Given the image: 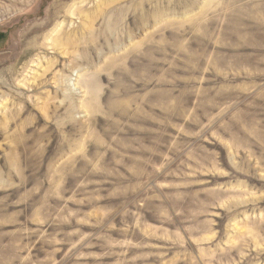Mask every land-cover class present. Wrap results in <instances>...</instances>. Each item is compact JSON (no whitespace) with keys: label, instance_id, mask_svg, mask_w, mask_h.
<instances>
[{"label":"rangeland","instance_id":"1","mask_svg":"<svg viewBox=\"0 0 264 264\" xmlns=\"http://www.w3.org/2000/svg\"><path fill=\"white\" fill-rule=\"evenodd\" d=\"M0 264H264V0H0Z\"/></svg>","mask_w":264,"mask_h":264},{"label":"bare ground","instance_id":"2","mask_svg":"<svg viewBox=\"0 0 264 264\" xmlns=\"http://www.w3.org/2000/svg\"><path fill=\"white\" fill-rule=\"evenodd\" d=\"M114 1H116V0H106V2H105V0H98V7H102V6H104L106 3H111V2H114ZM79 6V5H78ZM76 7V6H75ZM80 11V10H79ZM83 13L80 11L79 12V14L78 15H82ZM69 15H70V17H74L75 15H77L76 14V10L74 9V6H73V8H72V10H70V12H69ZM63 23V22H62ZM61 24V23H60ZM63 26V25H62ZM59 27H60V25H59ZM58 27V28H59ZM58 28H57V30H58ZM59 32V31H58Z\"/></svg>","mask_w":264,"mask_h":264}]
</instances>
